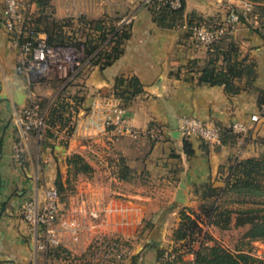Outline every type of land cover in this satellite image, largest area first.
<instances>
[{
	"label": "crops",
	"instance_id": "0c3cea01",
	"mask_svg": "<svg viewBox=\"0 0 264 264\" xmlns=\"http://www.w3.org/2000/svg\"><path fill=\"white\" fill-rule=\"evenodd\" d=\"M45 1L58 19L77 15L81 8L91 18L108 10L107 6L93 8L87 0ZM146 1L129 2V37L120 57L106 66L92 63L68 82L32 78L17 70V49L4 28L5 4L0 0V264H67L71 256L86 251L98 233L131 240L134 251L124 264H187L191 252L199 248L205 231L202 191L206 185H226L230 167L236 163L237 138L226 134L222 146L184 138L179 134L178 120L192 115L226 126L236 120L248 121L261 112L264 27L242 17L216 47H206L186 31L158 24ZM246 1L253 0H184L186 14L221 22L227 19L229 6L241 11ZM257 3L264 4V0ZM213 57L218 72L240 64L235 75L228 74L236 91H228L225 84L200 82L202 70ZM252 63L256 77L250 82L243 68ZM120 77L138 78L142 85L139 94L128 101L121 99L140 134L115 139L107 132L85 137L80 122L98 93H116ZM32 101L39 102L48 119L52 109L63 104V116L70 121L48 126L41 134L28 133L25 150L18 156L16 145L23 141L19 112ZM73 117L75 128L71 126ZM263 140L261 118L245 140L242 158L260 156ZM73 154L85 158L91 174H76L70 168L68 159ZM52 187L71 188L69 206L64 208L62 203V214L81 208L80 197L84 196L91 204L111 209L113 217L90 225L78 244L66 237L64 246L54 251H37L21 206L28 199L42 200ZM183 214L196 218L198 230H189L179 238ZM221 230L209 226L212 237L220 243ZM193 233L198 238L191 246L187 243ZM169 252L181 254V261L167 259Z\"/></svg>",
	"mask_w": 264,
	"mask_h": 264
},
{
	"label": "built area",
	"instance_id": "2783aa9c",
	"mask_svg": "<svg viewBox=\"0 0 264 264\" xmlns=\"http://www.w3.org/2000/svg\"><path fill=\"white\" fill-rule=\"evenodd\" d=\"M232 3L233 0H226ZM147 0L146 4H150ZM174 9L182 6V0H170ZM5 16L3 25L10 36L12 45L17 49L16 66L32 78L41 80L60 79L74 80L84 68L92 64L97 52L107 46L110 39L104 41L91 56L84 53L82 47L53 46L48 35L34 27L32 15L23 0H4ZM242 17L258 27H264V4L246 1L241 11L229 6L227 19L221 21L195 20L190 23L187 18L176 28L186 31L199 44L212 47L221 41L228 32L241 22ZM264 118V107L259 114H253L248 121L236 120L226 126L204 120L197 116L182 115L178 120V131L184 138H198L214 146H222L224 129L230 130L237 138L236 162L241 161L245 150V140L256 124ZM18 121L23 141L16 145L17 155L25 150L24 141L28 133H43L48 128V117L38 101H32L19 112ZM83 135L94 138L102 133L111 132L117 139L123 135L138 136L140 131L135 128L126 113L121 99L116 95L98 93L89 112L80 122ZM75 128L76 118L71 119ZM82 207L70 209L62 214L61 194L57 188L45 191L42 200L28 199L21 206V215L34 233L35 247L40 252H51L65 244L69 237L74 244L82 241L90 225L106 223L111 219L112 210L91 204L81 196ZM205 228L201 243L205 233ZM200 243V244H201ZM131 240L120 235L95 234L90 240L86 251L79 255L78 264H124L133 254ZM252 255L257 256L253 250ZM187 264H196L195 253ZM167 259L174 260L173 253L166 254ZM176 263V262H175Z\"/></svg>",
	"mask_w": 264,
	"mask_h": 264
},
{
	"label": "trees",
	"instance_id": "16d2710c",
	"mask_svg": "<svg viewBox=\"0 0 264 264\" xmlns=\"http://www.w3.org/2000/svg\"><path fill=\"white\" fill-rule=\"evenodd\" d=\"M32 1L35 3L42 2L43 4L45 0ZM169 1L170 0H151L150 4H148V7L155 16L156 21L161 26L177 27V25L183 22L186 18L190 23H193L195 20H207L204 17H196L186 14L184 0H182V6L178 9L172 8ZM253 1L259 2L260 0ZM32 18L34 27L47 33L48 41L51 45H68L67 42H61L57 37V34H60L62 30V24L60 20L54 19L50 21L49 17L47 16H40L39 18H34L32 16ZM47 23H51V28H49ZM119 33V29L115 30L114 34L107 43L108 47H105L97 52L96 56L92 60L94 64H100L101 66L110 65L120 57V55L123 53L122 45L129 37V32H124V34ZM108 37V34L104 33L99 35L100 39L98 41H101L100 43H95L91 46L86 43L85 52L87 55L91 56L93 53H95L100 45L108 39ZM111 42L114 43V45L111 46L110 50H107ZM238 66H240L239 63H234L232 66H229V70L227 72H218L216 70V58L213 57L202 70L199 80L201 83L209 85L225 84L228 91L234 92L237 89H235L229 83L228 74L231 73L232 75H235L238 72ZM243 69L246 75L250 78V82L253 81L256 77L255 65L253 63L246 64ZM141 91L142 85L138 78H118L116 83V95L120 99L128 101ZM63 111V104L56 105V107L52 109L50 119H48L49 126H56L58 123L64 124L70 121L63 116ZM228 133L233 134L230 130L224 129L222 137L224 138ZM234 137H236L235 134ZM262 143L264 145V140ZM68 164L76 174L84 173L89 175L92 173V167L80 154H73L70 156L68 159ZM263 180L264 152L258 157L245 158L233 164L230 167V171L226 179V185L223 188H216L211 185L204 186L202 191L203 203L201 205V212L209 219V226L211 225L214 217L221 213L218 212L219 204L216 202L218 198L231 191L248 193L258 197L264 196ZM59 185L60 183H58V186ZM259 203L262 204L261 207L238 212L243 215L257 212V214L253 216H249L248 218H240L237 221L239 226L249 225V228L244 233V237L250 238V240H264V200L260 201ZM183 221L182 228L178 232L179 238L185 237L187 235V231L189 230H198L196 218H193L191 215L183 214ZM221 228L225 227L222 226ZM194 253L196 264H264V259L257 258L250 252H231L226 247H224L223 244L214 240L209 231L205 233L203 242L200 244L199 248L194 251ZM175 257L177 258V261H181V254L175 255Z\"/></svg>",
	"mask_w": 264,
	"mask_h": 264
},
{
	"label": "rangeland",
	"instance_id": "374dc122",
	"mask_svg": "<svg viewBox=\"0 0 264 264\" xmlns=\"http://www.w3.org/2000/svg\"><path fill=\"white\" fill-rule=\"evenodd\" d=\"M23 1L34 18L47 16L50 21L58 19L54 14V9L46 1H44L43 4L42 2L35 3L32 0ZM80 2L84 3L86 0H80ZM129 2L130 0H87L86 3H90L93 8L97 7L99 9L100 7H103L104 9V6H107L108 10H105H107L108 13L106 11V13H102V16L100 15L96 18H91L88 17V15L84 13V9L81 8V10L78 11V14L76 13L77 15L71 13L72 15L70 16L58 19L62 24L61 33L57 34L58 39L61 42H67L68 45L73 44L71 46H76L78 48L82 47L84 53L87 54L85 52L86 43L89 44V46L95 43H100L101 41H98L100 39L99 35L106 33L111 38L115 30L119 29V34H124V32L129 31L131 17L129 8L131 3L129 4ZM213 20L214 19H211L210 21ZM47 25L49 28L52 26L51 23H47ZM113 45L114 43L111 42L107 50H110ZM70 189L71 188L69 187V190H58L61 194V202L64 203V208H68L69 206ZM263 200L264 196L258 197L248 193L234 191L228 192L216 200L219 204L218 212L221 213L214 217L211 226L216 225L218 228H221L222 226L225 227L221 228L222 230L220 231V237L222 239L221 244H223L224 247L233 253H238L240 251L251 253L254 250L257 254L255 257L264 259V240H250V238L244 237V233L249 228V225L239 226L237 224V221L240 218H248L249 216L257 214V212H255L243 215L238 212L261 207L262 204L259 202ZM201 214L202 223L205 224L204 227L209 230V219L202 212ZM223 229L226 230L224 231ZM192 232H196V230H192ZM197 238V233L191 234L187 244L193 246ZM63 255L67 257L69 254L64 253ZM78 260L79 256L75 258L71 256L67 264H78Z\"/></svg>",
	"mask_w": 264,
	"mask_h": 264
},
{
	"label": "water",
	"instance_id": "95a60500",
	"mask_svg": "<svg viewBox=\"0 0 264 264\" xmlns=\"http://www.w3.org/2000/svg\"><path fill=\"white\" fill-rule=\"evenodd\" d=\"M179 134L181 135V133L179 132Z\"/></svg>",
	"mask_w": 264,
	"mask_h": 264
}]
</instances>
